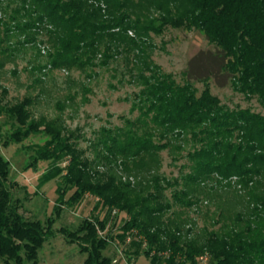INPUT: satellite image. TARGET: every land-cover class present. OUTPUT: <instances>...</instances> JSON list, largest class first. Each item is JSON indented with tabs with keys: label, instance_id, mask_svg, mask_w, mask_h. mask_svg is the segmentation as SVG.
I'll use <instances>...</instances> for the list:
<instances>
[{
	"label": "trees",
	"instance_id": "1",
	"mask_svg": "<svg viewBox=\"0 0 264 264\" xmlns=\"http://www.w3.org/2000/svg\"><path fill=\"white\" fill-rule=\"evenodd\" d=\"M21 1L22 11L30 19L23 26L33 27L35 21L43 25L54 49V64L67 69L91 63L101 51L106 56L128 46L140 50L141 37L148 31L160 34L165 26L198 30L220 50L221 69L230 76L234 91L246 98L256 97L264 109V0H155L162 14L159 25L133 21L130 11L134 0ZM180 2L185 9L175 13L172 7ZM130 32L135 36L130 37ZM82 57L86 58L83 62ZM148 70L151 74L143 77L139 95V118L126 121L124 128L103 130L97 147L102 148L103 161L113 162L125 171L139 167L156 172L158 153L170 146L168 138L190 135L197 146L187 154L191 172L182 177V184L177 180L171 184L153 173L147 186H142V182L122 181L114 174L94 169L85 151L78 148L75 134L64 132L55 121L33 120L31 98L3 105L7 91L0 89V116L16 125L4 136L2 146L42 136L43 144L27 147L32 153L29 166L37 161L48 162L41 182L59 179L52 216L44 224L27 221L20 212L22 201H13L8 188L10 162L0 154L2 264H38L39 251L55 234L79 245L86 255L83 264H111L104 255L109 240L99 235L106 228L105 219H84L75 230L53 231L63 209L79 204L87 195L96 198V207L129 216L121 239L128 234L134 236L132 244L142 249L141 255L150 264H199L203 257L212 264H264V116L247 109L224 108L211 95L208 84L197 96L189 82L179 84L170 74ZM155 135L166 142L155 143ZM211 177L234 180L245 190L259 189L260 194L252 197L254 206L244 228L234 226L222 235L207 232L198 244L185 238L178 226L170 228L161 223V215L171 208L164 200V191L177 187L172 201L189 206L190 186Z\"/></svg>",
	"mask_w": 264,
	"mask_h": 264
},
{
	"label": "rangeland",
	"instance_id": "2",
	"mask_svg": "<svg viewBox=\"0 0 264 264\" xmlns=\"http://www.w3.org/2000/svg\"><path fill=\"white\" fill-rule=\"evenodd\" d=\"M21 3V0H0V89L7 91L2 104L11 106L23 98H31L32 119L55 121L64 132L75 134L79 138L76 141L78 148L85 151L92 167L100 172L114 174L122 181L142 182V186H147L153 173L171 184L174 180L182 184V177L191 172L187 154L197 145L190 135L168 138L170 146L158 153L156 172L131 165L132 168L125 171L113 162L103 161L102 148L97 147L103 130L124 128L126 121L134 122L139 118V95L143 90V77L148 78L151 74L149 68L172 75L179 84L189 82L196 89L197 96L208 84L211 95L228 110L247 109L264 116V109L256 97L246 98L234 91L230 76L221 69L220 50L198 30L165 26L160 34L148 31L141 37L140 50L128 46L106 56L101 51L91 63L67 69L54 64V49L47 41L43 25L35 21L33 27L23 26L30 19L22 11ZM157 3L155 0H134L131 19L159 25L162 14ZM184 9L181 2L172 7L175 13ZM128 34L135 36L132 32ZM85 60V57L81 58L82 62ZM14 127L16 125L4 115L0 116V154L10 162L8 188L13 201H22L20 212L23 217L44 224L54 212L59 179L49 178L41 182L49 167L48 162L37 161L29 166L32 153L27 147L43 144L42 136L2 146L4 136ZM153 141L157 144L166 142L157 135ZM177 189L173 186L164 191V200L171 204V208L161 215L160 221L170 228L178 226L185 238L194 239L198 244L203 242L207 232L222 235L228 234L234 226L244 228L254 206L252 197L260 194L259 189L245 190L234 180L211 177L199 185L190 186L187 203L191 205L188 206L172 201V194ZM96 206V198L88 195L79 204L66 206L53 225V231L61 228L75 230L84 219H105L106 228L99 231V235L109 240L104 255L110 258L111 264H150L149 259L141 255L142 249L132 244L134 236L128 234L125 240L121 239L122 227L129 216ZM85 258L77 243L70 244L62 235L55 234L39 251L38 264H83ZM199 264L212 262L203 257Z\"/></svg>",
	"mask_w": 264,
	"mask_h": 264
}]
</instances>
